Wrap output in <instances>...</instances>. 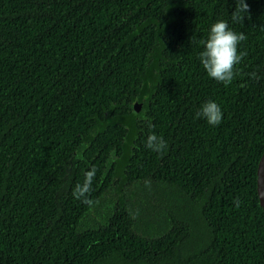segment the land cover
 <instances>
[{"label": "trees", "instance_id": "1", "mask_svg": "<svg viewBox=\"0 0 264 264\" xmlns=\"http://www.w3.org/2000/svg\"><path fill=\"white\" fill-rule=\"evenodd\" d=\"M245 2L234 21L236 0H0V264H264V0ZM219 20L246 36L227 86L198 58Z\"/></svg>", "mask_w": 264, "mask_h": 264}, {"label": "clouds", "instance_id": "2", "mask_svg": "<svg viewBox=\"0 0 264 264\" xmlns=\"http://www.w3.org/2000/svg\"><path fill=\"white\" fill-rule=\"evenodd\" d=\"M248 12L249 6L245 0H236L232 18L234 21H241L244 19L242 13L248 14ZM245 39L246 36L243 33L238 34L230 30L226 21L219 20L211 25L207 39L200 42L203 50L198 57L209 78L223 83L225 86L232 83L237 75L235 66L243 58V54L238 53V45ZM251 76L255 78V73H252ZM222 117L220 106L211 100L201 105L200 110L196 113L197 119L202 118L211 126H218L222 122ZM145 146L153 152L162 154L167 148V143L163 137L153 133L147 137ZM95 172V168L86 172L83 184H76L72 191L75 199L81 200L89 206L94 203L89 197Z\"/></svg>", "mask_w": 264, "mask_h": 264}, {"label": "rangeland", "instance_id": "3", "mask_svg": "<svg viewBox=\"0 0 264 264\" xmlns=\"http://www.w3.org/2000/svg\"><path fill=\"white\" fill-rule=\"evenodd\" d=\"M134 190L135 189H132V191H133V193H134ZM160 190V189H159ZM158 190V191H159ZM111 198H112V195H108L107 197H106V199H107V202H109V201H111ZM143 198H156V193H155V190L152 188H150L149 186H146V188L143 190V191H141V192H139V194H137L136 196H134V198H132V199H128L129 201H127V203L129 204V207H131V206H134V205H132V204H134V203H138V205L140 204V201H141V199L143 200ZM113 200V199H112ZM116 201L117 200H115L114 202H111V208H110V212H111V210H112V208H113V206H115L116 204ZM142 203V202H141ZM145 204H147V201L146 202H144ZM103 205V204H102ZM101 205V206H102ZM100 206V207H101ZM99 207V208H100ZM108 208H104V207H102V208H100V213L99 212H97L96 210H94L92 213H91V216H90V220L89 221H87V223H88V225L89 226H94V225H96L95 223H98V222H102V221H104L105 220V218L107 217V215L105 216V217H103V220L101 219V213L102 212H104V213H108ZM110 214V213H109ZM99 220V221H98ZM94 221H98V222H95L94 223ZM88 225H84V226H88Z\"/></svg>", "mask_w": 264, "mask_h": 264}, {"label": "water", "instance_id": "4", "mask_svg": "<svg viewBox=\"0 0 264 264\" xmlns=\"http://www.w3.org/2000/svg\"><path fill=\"white\" fill-rule=\"evenodd\" d=\"M139 105H135V112L138 111L137 107ZM256 190L259 205L261 206L264 213V152L258 162L257 172H256Z\"/></svg>", "mask_w": 264, "mask_h": 264}]
</instances>
